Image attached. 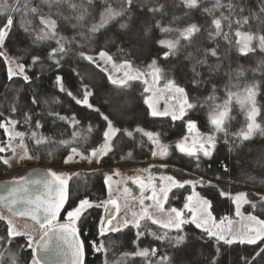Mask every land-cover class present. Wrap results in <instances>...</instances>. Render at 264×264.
I'll list each match as a JSON object with an SVG mask.
<instances>
[{
    "label": "trees",
    "instance_id": "trees-1",
    "mask_svg": "<svg viewBox=\"0 0 264 264\" xmlns=\"http://www.w3.org/2000/svg\"><path fill=\"white\" fill-rule=\"evenodd\" d=\"M119 2L120 0H112V6L116 7ZM214 2L215 0H200L199 8L188 9L181 0H134L130 13L109 20L99 31L91 33V27L101 23V0H92L91 4L88 0H58L51 3L32 0V6L39 9L37 14L23 11L11 13L13 25L5 38L3 48L7 59L0 56V113H3L0 123L18 121L13 126L14 130L16 133L25 134L21 144L34 157L32 160L48 166L62 167L66 164L64 161L71 154L72 147L83 154L100 147L103 143L102 133L106 130V121L101 115L103 114L121 131L117 132L112 141V151L101 159L99 165L115 164L128 151L132 152V158L124 159L145 162L153 157V144L147 136L135 131L137 127L159 134L162 143L168 145H174L187 135L186 125L189 118L197 122L200 132L212 134V126L208 120L211 109L204 101L212 94L213 87L217 97L215 104H222L228 91L234 93V97L236 93L255 83L256 107L259 110L256 122L264 128V51L256 48L254 52L242 53L235 36L236 31H259L261 35H264V31H260V26L254 20H249V24L244 26L233 23L231 31L226 22H222L223 30L229 33L232 43L229 44L223 36L209 39L208 29L211 27L212 16L204 13L203 8H212ZM227 2L228 0H222V3ZM233 2L239 3L241 0ZM242 3L246 6L245 11H237L232 17L233 21L248 16V9L258 11L259 0H242ZM14 4L15 0H0V9L8 11L5 5ZM160 4L165 6L163 13L149 11L150 7ZM221 12L228 15L224 8L215 10L214 15L219 17ZM41 14L54 20L59 36L69 41L65 43V47L70 51L61 60L59 68L47 57L49 50L57 47L55 41L33 43L36 30L44 27ZM82 14L84 18L78 19ZM176 17L179 19H174ZM4 19L0 15V26ZM22 20L31 21L30 25L25 24L28 32L21 27ZM121 23H126L129 27L122 29ZM157 23L173 29H182L188 23H197L201 26V32L191 43L180 38L175 54L166 57L165 53L170 50L158 41L179 37L174 31L161 32ZM80 33L84 35L81 36ZM133 35L135 39L130 38ZM206 48H216L219 59L210 55L205 57L203 49ZM101 50L107 51L113 57V62L124 63L127 60L139 70L149 68L152 60H156V66L161 69L164 80L171 79L183 87L189 102L196 104V108L189 110L183 119L172 120L171 116L153 117L146 103V91L141 81L132 80L126 85H113L105 68L97 67L79 57V52L83 51L96 58ZM189 53H192L191 58H188ZM33 55L41 57V61L35 65L32 64ZM205 58L207 64L197 63V60ZM217 63L220 64L219 69L210 71L209 65L214 67ZM16 64L25 66V74L30 77V82L24 81L18 75L9 79L8 69L11 67L15 70ZM106 65L110 71L115 70L109 63ZM194 65L198 76L192 71ZM57 75L63 77L65 89L71 91L77 99H82V85H87L88 90L93 93L89 97L93 108L77 104L65 92L60 91L55 81ZM194 80L197 82L194 83ZM34 96L37 100L35 104L32 102ZM233 97L229 105V119L226 121L225 130L228 136L225 137L223 132L215 133L217 142L211 158H184L172 146L174 156L170 161L178 165V168H170L167 173L180 181L197 180L199 178L196 174H201L203 179L198 191L210 201L211 211L216 219L231 217L234 204L229 195L243 191V187L247 188L244 190L245 196L251 204L246 203L243 210L264 220V134L255 131L247 140L235 135L241 129H246L249 121L247 107H242ZM13 106L17 108L14 113L11 112ZM97 108L99 113L95 111ZM50 113H58L68 119L60 120ZM25 114L31 117L28 123L23 122ZM37 121L40 123L39 128L35 127ZM124 129L132 131L133 136L128 137ZM33 131L45 138L41 144L37 145L31 138ZM76 132L80 135L75 136ZM49 137L51 139H47ZM17 138L21 142V138ZM60 141L69 143L62 144ZM6 142L7 133L0 128V146H5ZM4 160L5 152L0 153V178L10 169V164H4ZM224 166H227V171ZM106 170H79L68 177L67 211L77 207L82 199H88L95 204L82 214L78 222V231L85 250L84 264H149V258L136 255L145 248L149 249L150 254L152 248L157 250V255L151 257V264H156L162 255L168 257L164 264H264V259L255 256L256 251L264 248V239L256 244H227L216 237L208 236L204 230L197 229L193 224H187L182 231L177 232L144 222L140 229L128 226L116 232L100 234L102 208L96 205L101 204L107 195ZM181 193L186 194L188 191H178V197L173 201L177 206H181L183 201ZM0 215L11 217L18 229L27 225L32 232L35 230L34 223L15 218L1 207ZM165 231L170 236L184 235V242L170 245L166 239H156V236L163 235ZM7 232L6 221H0V237H6ZM138 232H143V235H137ZM10 239L11 243H3L0 247V253L5 257L3 264H13L12 257H15L14 264H33L32 244L27 236L20 235ZM100 244L104 245L103 250L96 251ZM261 255L264 256V253Z\"/></svg>",
    "mask_w": 264,
    "mask_h": 264
},
{
    "label": "snow or ice",
    "instance_id": "snow-or-ice-1",
    "mask_svg": "<svg viewBox=\"0 0 264 264\" xmlns=\"http://www.w3.org/2000/svg\"><path fill=\"white\" fill-rule=\"evenodd\" d=\"M44 3H51V2H58V0H43ZM103 4V12L101 14V23L99 25H93L90 29L91 33H96L99 31L101 27H103L109 20L115 19L117 17H121L125 15L126 13H130L131 9L134 4V0H120V2L116 5V7L112 6V0H101ZM88 3L91 4L92 0H88ZM181 3L188 9H197L200 7V0H181ZM5 7L8 9V11H4L3 9H0V15H3L5 17L4 23L2 26H0V56H4L6 59V53L3 51L5 38L8 36L9 31L11 30V26L13 25V18L11 13L16 12H25V13H32L37 14L39 12V9L37 7L32 6V0H15L14 5H5ZM72 7H75V5H72ZM164 5L160 4L157 6H153L149 8V11L152 13H163L164 11ZM224 8L228 11V15H225L223 12L220 13L219 17L214 15V11L217 9ZM246 6L243 5L242 0L239 3H234L233 0H228L227 3H222V0H215L214 5L212 8H203V12L206 14H209L212 16V19L210 21L211 27L208 29V38L209 39H215V37L223 36V39L228 41L229 44L232 43V41L229 39V33L224 32L223 30V23L226 22L228 29L231 31L233 23L244 26L249 24V20H254L257 22V24L260 26V31H264V0H259L258 3V11H252L251 9H248L249 15L242 17L240 20L233 21L232 17L239 11L240 13H243L245 11ZM83 14L78 17V19H83ZM41 23L44 25V27H41L40 29L36 30L35 37L33 39V43L37 42H45V41H55L57 47L51 48L47 54L48 59L53 60L55 63V66L59 68L61 66V60L68 55L70 49H66L65 43L69 42L66 40L65 37L59 36V34L56 31V22L54 20L45 18L42 14L40 15ZM174 19H179L178 17ZM25 24H31V21H23L21 22V27L25 28V31L28 32L29 29L25 27ZM75 27V25H73ZM129 26L126 23H121L120 28L127 29ZM157 27H160L161 32L163 33H169V32H176L178 34L177 39L169 40V39H162L159 40L158 43L160 45L166 46L170 52H166L165 56L167 57L169 54L174 55L175 50L177 49V46L180 44V38L184 39L185 41H188L191 43V41L201 32V26L197 23H188L185 27L182 29H173L170 27H162L157 23ZM81 36H83V33H80ZM236 37H242V33L240 31L235 32ZM131 39H135V35L130 37ZM256 40L258 42V47L261 51H264V35H261L260 32L252 33L248 32L246 34H243V38L240 41H237L238 44H241L242 47H240V51L242 53L247 54L248 52H254L255 48L252 46V41ZM203 54L205 57L210 55L211 57H217V49L216 48H206L203 49ZM79 57L82 59L87 60L90 63L95 64L97 67H99V61L93 56V55H86L85 52L81 51L79 52ZM99 60H104L108 63L113 62V57L108 54L107 51H99L98 52ZM192 57V53L188 54V58ZM219 59V57H217ZM41 61V57L39 55H33L32 56V64L35 65L36 63ZM207 59L203 60H197L198 64H207ZM12 63H15V61H12ZM112 67L119 70L120 68H126L128 70L123 72L122 78H113L111 75L108 77L109 80L113 85H126L129 81L132 80H138L143 75H145L144 72H141L139 70L136 71L135 74H132V64L129 61H125L123 64L117 66L115 63H112ZM150 68L153 69V77L154 79H159V75L161 73V69L156 66V60H152L151 64L149 65ZM220 64L217 63L214 67L209 65L210 71H215L216 69H219ZM75 72V69L73 70ZM192 71L198 76L199 73L196 72L195 65L193 66ZM22 76L23 80L26 82H30V77L25 74V66L23 64H16L15 70L13 68L9 67L8 69V77L11 79L13 76ZM76 75L79 76V73L76 72ZM56 84L59 87V90L62 92H65L67 96L71 97L77 104H83L86 105L88 108H93V105L89 103V97L93 95L91 91L88 90L87 85H82V99H77L76 96L73 95L71 91H67L62 83L63 77L60 75H57L55 78ZM145 84H147V80L144 81ZM196 83L197 81H193ZM166 87L169 90L174 91L175 93L180 94V104L178 108V113L173 112L171 113L172 120H178L183 119L186 113L189 110H194L196 108V104L190 103L187 93L185 92V89L183 87L178 86L175 81L169 79L166 83ZM145 91H150V89H145ZM215 87L212 89V94L208 95L205 98L204 103L207 104L211 111L208 114V120L209 123L212 126V134L211 135H202L197 127V122L192 120L191 118L187 121V132L188 135H185L180 142L177 143L176 147H178L179 151L181 153L187 154L189 157H194L195 159L199 160L201 158V154L203 157L211 158L213 151L216 147L217 137L215 133L217 132H223L225 137L228 136L226 129V121L229 119V105L231 103L232 97L234 93L231 91H228L227 98L224 100L222 104H215V101L217 97L215 96ZM245 95L243 98L237 96V100L241 103V106L243 107L245 103L249 105L247 108V119L248 123L246 125V129H241L240 132L236 133L235 135L242 137L244 140L249 139L253 132L259 131L262 134H264V128L261 127L259 123L256 122V116L258 115V109L256 107V91H257V85L253 83L251 86L245 88ZM33 104L37 102L35 96L33 97ZM147 103V101H146ZM214 105V106H213ZM149 107H152V105L149 103ZM17 108L13 106L11 108V112H16ZM96 112L99 113V109H95ZM170 113L167 111L164 112H158L155 108L151 111V115L153 117L155 116H167ZM50 115H56L58 119L60 120H67V117L59 116L58 113H50ZM102 115V119L106 121V130L103 131V143H101L99 148H93L89 155H84L83 153H80L77 151V148L72 147L71 148V154H69L66 159L65 163H69L73 161L74 156H78L80 159H85L91 161L92 158L97 157L98 154L107 155L109 152L113 149V138L116 135L117 132H120L121 129L116 128L113 126L112 120L108 118L106 115ZM0 116H3V113H0ZM31 117L25 114L24 117V123H28L30 121ZM18 121L16 120H10L7 123H0V128L5 129V131L8 130V125H15ZM74 122V121H73ZM36 128L40 127L39 121L36 122L35 125ZM136 132L142 133L144 136H147L148 139L155 145H157L158 151H152V156H167V145H161L159 141V134L153 133L150 131H145L143 128L137 127L135 129ZM124 132L128 137L133 136L132 131H128L127 129H124ZM24 133L17 132L15 133V136H18L21 138V143H23ZM75 136H79L80 133L76 132L74 134ZM31 138L35 140V143L37 145L41 144L45 138L42 136H38L37 132L33 131L31 132ZM47 139H51L50 137ZM190 142L191 146H188ZM227 142V140L225 141ZM62 144H68V141H60ZM11 145H5L0 146V153L5 152L7 149H10ZM14 152L15 150L12 149ZM132 152L128 151L126 153V156H122L121 158H132ZM25 157L27 159H33V156L27 155L25 153ZM4 164H9V160L5 159L3 161ZM198 166V165H197ZM225 167V171H227V166ZM114 175H120L119 172L114 173ZM52 179L51 180H35L31 181L32 184H43L45 192L47 195L44 194H34L32 191L28 188L27 181H24L22 186L20 187H11L7 190L6 195L0 196V202H3L5 206L7 207L9 213L12 214V216H22V217H30L32 221L35 222V224L38 226V230H42V235L40 236L39 240H36L33 236L32 230H29L27 225L22 226L21 229H18L16 225L14 224V221L11 217H5L3 215H0V221H6L8 225V232L6 237H0V247H2L3 243H11V237L24 235L27 236L28 240L35 244L37 247L41 248L43 251L48 252L50 251V231H58L60 233L61 239H64L67 241V236L71 235L75 237L76 235V228L74 226H71L70 224H54V222L57 221V216L61 210V207L63 206L66 196H67V180L62 178L60 175H57L56 172L51 173ZM112 176L107 177V181H111ZM161 180H166L170 182V185L172 187H183L184 184H192L193 187H195V184L191 180H185L183 183L180 181H176L171 176H162ZM135 183L139 184L141 189L143 190L145 188V185L142 181L139 179H136L134 181ZM20 183V182H13ZM55 186V187H54ZM56 191L57 198H52V192ZM125 191H129V189H125ZM160 191L163 193L162 199L164 201H167L168 198V192L170 191V188H161ZM143 194V193H142ZM225 193H222L224 195ZM157 193L155 190V187H153L152 190V196L147 197V199H152L156 197ZM188 201L193 200V196L187 197ZM235 202L237 204V215H239V204L241 202L243 203H250L251 201H248L246 199L245 194L241 193L239 195L235 196ZM141 204L144 203L143 199L140 201ZM107 204L114 206V211H109L108 208H105V212L108 213L107 218L101 222L100 227V234L105 233V228L108 225L112 224V220L115 219V216L120 211V206L117 204V201L115 199H109L107 201ZM203 205V212L206 213L207 217L203 220V222H198L197 217L195 215L194 209L189 207V204H185L184 208L188 209L190 213H193L191 220L184 219V214L180 210L176 208H171L169 211L171 214H174V216H170V219L167 223H163L161 227L163 229H176L177 232L182 231V226L186 223H192L195 225L197 229L204 228L205 233L210 237H216L218 240L225 241L227 244H232L234 242V238H226L223 234H218L215 231H212L210 228L206 227V225L209 224V219L211 218V212L208 211L210 209L211 204L208 200H202ZM97 207H104V204H98ZM93 207V204L88 199H82L79 203V206L75 208L74 211H69L67 213L69 221H76L78 220L82 214L89 208ZM159 207L161 210H163V204H159ZM252 207H255V204H252ZM41 217H43V222L41 220ZM149 219L153 224L159 223L158 220L150 216L147 211H144V214L139 217V219H133V220H124L123 226L127 227L130 223L135 227L136 229L141 228V220ZM249 219L256 221L259 225H264V220H258L256 217H249ZM223 223V221H221ZM111 232H116L120 230V226H114L111 229H109ZM253 234L250 235L247 239H241L240 243H248V244H256L258 240L264 239L259 232L255 229L252 230ZM137 235H143V232H138ZM155 235V233H153ZM156 239L158 240H167L170 245H180L184 242L185 237L184 235H175L170 236L168 231H165L163 235L156 236ZM73 247V257H74V264H82V250L79 242H76L71 245ZM104 248L103 244H100L96 251H102ZM7 251V250H5ZM264 253V248H261L259 251L255 252L256 257H261V259H264V256L261 254ZM11 255V254H9ZM127 255V254H126ZM136 255L140 257L149 258V264H151V257H155L157 255V250L155 248L151 249V254L149 253V249L145 248L139 252L136 253ZM5 257L3 253H0V264H3ZM13 264L15 261V257H12ZM168 260L167 255H162L159 257V259L156 261V264H164L165 261ZM33 264H39L38 260H33Z\"/></svg>",
    "mask_w": 264,
    "mask_h": 264
},
{
    "label": "rangeland",
    "instance_id": "rangeland-1",
    "mask_svg": "<svg viewBox=\"0 0 264 264\" xmlns=\"http://www.w3.org/2000/svg\"><path fill=\"white\" fill-rule=\"evenodd\" d=\"M240 32L242 33V37H237V41L242 40L243 34L248 33L245 31H240ZM252 46L255 49L259 48L258 42L256 40L252 41ZM239 47H242V45L239 44ZM96 58L99 61V66L105 68L107 70V72L113 78H122L123 72L128 70L126 68H120L119 70L115 69L112 72L109 70L108 66L106 65V63L108 64V62H106L104 60H99V57H96ZM112 63H115L117 66L123 64V63H117V62H112ZM112 63H109V64L112 66ZM137 70H139V69H136L132 66V69H131L132 74H135ZM139 71L144 72L145 75H143L140 79H138V81H141L144 84L145 89L146 88L150 89V91H146V97H145V100L147 101V105L149 106V103L152 105V107H149L150 112L153 110V108H155L158 112H164V111L169 112L170 114L167 116H171V113H173V112L178 113V108H179V104H180V94L175 93L174 91L169 90L166 87V83L168 80H164L161 73L159 75L158 80L154 79L153 74H152L153 69L150 67L145 69V70H139ZM145 80H147V82H148L147 84H145V82H144ZM244 95H245V91L243 90V91L236 93L233 98L238 103H240L236 97L239 96V97L243 98ZM244 106L247 108L249 107L247 102L245 103ZM155 117H164V116L158 115ZM6 133H7V142L5 145L10 144L11 148L7 149L5 151V159L9 160L10 169H9V172L1 178L17 177V176L22 175L23 172L28 167H30L32 165H36L38 163L32 159H27L25 157V153L27 155H29V154L25 151L23 145L18 140L17 136H15L16 132L14 130L13 125H11V124L8 125V130L6 131ZM200 133L202 135L206 134L203 132H200ZM187 135H188V133H187ZM206 135H211V134H206ZM182 139H180V140H182ZM180 140L178 142H180ZM159 141H160L161 145H167V153H168L167 156H159V155L153 156L152 159L148 160L145 165L141 164V162H138V161H132L129 159H121V161L116 162L115 164H112V166L111 165L110 166H100L99 165L100 161L105 155L98 154L97 157L92 158L91 161L85 160V159H80L78 156H74L73 161L66 163L62 167H53V166H48V165L47 166L50 167L51 169H53L61 177H65L67 179L70 176V174H72L76 171H79L81 168L97 167L98 169H107L105 172V183H106L107 195L104 198V200H102V202H101L105 205V203L109 199H114V198L118 197L119 194L121 193L123 181L125 180L126 173H127L128 169H135L137 173L144 174L146 177H152L153 175H156V174L160 175L161 177L162 176H171L170 174L165 173L164 170H160V168H162L164 163L167 161V158L169 156L170 157L174 156V154L171 152V145L162 143V141L160 139H159ZM178 142H176L175 145H177ZM176 148L178 149V147H176ZM12 149H14L15 151L13 152ZM153 151H158L157 145H155V144H153ZM90 152L85 153L84 155H89ZM173 166H175L174 163H173ZM157 167H158V173L156 171ZM116 172H119L120 175H114V173H116ZM110 175L112 176V180L107 181V177ZM196 175L195 176L198 177L199 179L191 180L195 184V187H193L192 184H184L183 187H172L170 185V182L164 180V183H165L164 188H170V191L167 194L168 195L167 201H164L162 199L163 193L159 194V196L157 197V201H155L154 204H152V206L150 208L146 209L147 213L150 216H152L153 218H155L156 220H158L159 223L153 224L151 222V220L145 219V220L140 221L141 225H142V223L147 222V223H151L153 225H156L158 227H161V225L163 223L168 222V220L170 219V216H174V214H171L169 211L171 208H176V209L180 210L181 212H183L184 219L190 221L193 213H190L188 211V209L184 208V205L186 203L189 204V207L194 209V212H195V215L197 217L198 222L202 223L204 219L208 218L206 213L203 212V205H202V200H208V199L205 198L204 196H202L200 194V192L198 191V187L202 183L201 179H203L202 178L203 176L199 173ZM171 177H173V176H171ZM173 179L176 181H180L174 177H173ZM180 182L183 183V181H180ZM184 189H185V191L187 190L188 193H186V194L181 193L183 195V197H182L183 201L181 202V206H177L176 204L173 203V201H175L176 197H178L177 196L178 191H181ZM245 189H247V188L243 187V191L229 195L233 204H234V213L231 217L216 219L213 216L212 211H211V207H210V209H208V211L211 212V218L209 219V224L206 227L210 228L212 231L217 232L218 234H223L226 238H234V242H240L241 239H247L250 235L253 234V232H252L253 229L257 230L259 232V234L262 237H264V225H259L256 221L249 219V217H253V216L256 217V216L253 215L252 213H248V212H245L243 210L244 209L243 207L246 203L241 202L239 204V215H237V204L235 202V196L239 195L241 193L245 194V191H244ZM190 195L193 196L192 201L187 200V197ZM262 195L264 196V192L262 193ZM92 204L95 205L94 203H92ZM159 204H163V210L160 209ZM121 205H123L122 202H121ZM77 207H75V208H77ZM75 208L69 209L66 212L65 216L63 218H61L60 220H57L56 222H54V224L66 223V224H70V225L74 226L78 230V222H79L80 218L78 220L72 222V221H69V218L67 215V213L69 211H74ZM101 208H103V207H101ZM143 214L144 213H141L140 210H138V209L132 211V210H127V209L121 208L120 216L114 221V223L109 227V229H111L112 227L117 226V225L120 226V230L125 229L126 227L123 226L124 220H130L131 221L134 218L139 219V217ZM257 219L260 220L259 218H257ZM221 221H223V223H221ZM187 224H192V223H186L182 226V228ZM128 226H133V225L130 223ZM109 229L106 230L105 232H110ZM200 229L204 230L203 227ZM166 230L177 231L174 228L166 229ZM41 234H42V230H36L33 232V236L35 237L36 240L38 239V237ZM262 240L263 239L258 240L257 243L262 241ZM31 244L33 247L34 244L33 243H31Z\"/></svg>",
    "mask_w": 264,
    "mask_h": 264
},
{
    "label": "water",
    "instance_id": "water-1",
    "mask_svg": "<svg viewBox=\"0 0 264 264\" xmlns=\"http://www.w3.org/2000/svg\"><path fill=\"white\" fill-rule=\"evenodd\" d=\"M97 169H98L97 167H88V168L86 167V168H81L80 170H82L83 172H92V171L97 170ZM52 172H55V171L53 169H51L50 167H48L47 165H45L44 163H38L36 165H32V166L28 167L23 172V174L20 176L0 178V196L6 195L7 190L11 187L22 186L24 181L29 182L27 186L32 191V193L37 194V195H39V194L47 195L42 183L39 185H36V184H32L30 182L35 181V180H41V181L51 180L52 179V176H51ZM62 178L67 180V186H66L67 196H66L65 202H64L63 206L61 207V210L57 216V220H60L61 218H63L65 216V214L67 212L68 202H69V181L65 177H62ZM13 182H20V183L14 184ZM52 198H57L56 191L52 192ZM117 204H118V201H117ZM0 207L3 210H5L8 214L12 215L11 213H9L7 207L5 206V204L3 202H0ZM105 208H108L109 211H114V206L109 205L106 202L104 207H103V214H102L101 222L104 221L108 216V213L105 212ZM118 215H119V213L115 216V219H113L112 222L118 218ZM13 217L28 220V221L35 224V222L32 221L30 217H22V216H13ZM41 220L43 222V217H41ZM62 224H66V223H62ZM35 226L38 228V226L36 224H35ZM109 227H110V225L106 226L105 231L108 230ZM40 236L38 237L37 240H39ZM50 236H51V240L49 242L50 243V251L45 252L41 248L37 247L35 244L33 245L32 250H33L34 260H38L39 264H74L73 247L71 245L76 243V242H79V244L81 246L82 253H83L82 264H84L85 250H84V246H83V241L80 237L78 230L76 231L75 237L68 235L67 241H65L64 239H61L60 233L58 231H55V230L50 231Z\"/></svg>",
    "mask_w": 264,
    "mask_h": 264
},
{
    "label": "flooded vegetation",
    "instance_id": "flooded-vegetation-1",
    "mask_svg": "<svg viewBox=\"0 0 264 264\" xmlns=\"http://www.w3.org/2000/svg\"><path fill=\"white\" fill-rule=\"evenodd\" d=\"M175 144L171 145V152H172V146H173V147H175L174 149L179 156H183L184 158L189 157L187 154L181 153L176 148ZM188 146H191L190 142H189ZM201 156H202V154H201ZM190 158H194V157H190ZM170 159H171V157L169 156L167 158V161L164 163L163 167L160 168V170H164V172L167 173L170 168H178V165H176L175 163H174L175 166H173V162H171ZM138 162H140V161H138ZM146 163H147V161L141 162V164H143V165H145ZM156 169H157L156 171L158 173V167ZM136 179H139L145 185V188L143 190L141 189L139 184L134 182ZM153 187H155L157 195H156V197H154L152 199H147V197L152 196ZM164 187H165V183H164V180H161L160 175L156 174V175H153L152 177H146L144 174L137 173L135 169H128L127 173H126L125 180L123 181L121 193L119 194L118 197L114 198L118 201V204L120 206V211H119L118 217L120 216L121 208L127 209V210H132V211L138 209V210H140L141 213H144V211L147 208H150L152 206V204H154V202L157 201V197L159 196V194H162L160 189L164 188ZM126 188L129 189V191L126 192L125 191ZM141 199H143V201H144L143 204L140 203ZM121 202L123 203V205H121ZM101 210H102V213H101V219H102L103 208ZM101 219H100V224H101ZM113 223H114V221L112 222V224ZM36 229L38 230V228L35 227V230H33V232L36 231Z\"/></svg>",
    "mask_w": 264,
    "mask_h": 264
}]
</instances>
